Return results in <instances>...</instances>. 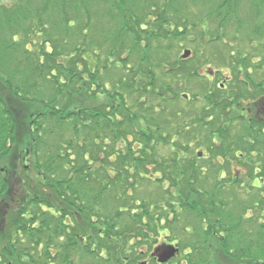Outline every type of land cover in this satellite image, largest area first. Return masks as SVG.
<instances>
[{"label": "trees", "instance_id": "obj_1", "mask_svg": "<svg viewBox=\"0 0 264 264\" xmlns=\"http://www.w3.org/2000/svg\"><path fill=\"white\" fill-rule=\"evenodd\" d=\"M188 1L190 7L194 6L192 0H0V199L3 198V203L13 208H42L41 232L49 233V224L58 222L51 216L50 209L56 211L65 205L74 206L75 203L70 202L76 197L87 198L88 221L102 223L103 228L100 229L105 235L100 239L98 234L102 231L97 228L90 231L94 235H90L89 239V264L111 262L105 258L96 261L102 250L116 264L120 263L116 258L123 253V248L119 246L120 238L113 239L117 237L115 224L126 210H117L114 215L106 214L101 219L100 197L112 191L115 199L124 201L128 177L139 174L138 179L146 178L144 182L149 185L154 182L160 185L164 181L174 183L175 186L170 183L164 190L170 195L164 197V205L171 213H179L174 206L201 208V199L200 203L186 206V196L180 193L182 188L176 186L177 183L184 186L178 177L184 179L187 175L193 182L199 174L194 165L191 171H178L177 168H182L185 160L196 157L189 142L200 138V134L205 141V154L208 153L209 161L214 159L221 176L220 160H226L227 164L228 158L238 163L244 161L253 173V182H262L261 186L252 184V189H264V99L255 104V109L244 108L241 101H253L255 95L250 93L251 89L264 95V82L256 86L248 82L250 86L245 87L243 92L245 98L241 94L232 95L235 93L232 91L224 92L220 85L215 92L205 91L203 100H197L198 96L191 99L185 97L187 102L200 105L191 114H183L184 119L189 121L187 125L181 120V111L171 109L164 117L165 108L154 104L155 99H159L158 103L164 99V103L170 104L166 101H170V94H173L171 84L158 78L160 74L157 76L155 71L162 69L166 71H163L164 76L168 77L175 70L166 69V66H147L148 69L142 71L140 66L136 69L128 66L133 56L137 58V63L148 61L153 42L183 35L179 29L174 30L170 19L183 13L181 10H186ZM213 1L206 2L209 13L205 19L224 16L227 7L230 15V1L223 0L217 9L211 11ZM224 20L219 23L223 24ZM258 27L253 31L256 40L264 38V26ZM251 38L250 41H253ZM39 40L40 43L37 42ZM37 47L38 51L32 50ZM24 54L27 55V66L35 77L34 83L27 87V84L17 82V78L27 73L26 70L8 73L6 69L9 63L17 64ZM117 63L120 65L116 66ZM112 69L116 71V81ZM62 78L65 82L61 81ZM160 82L164 84V95L157 91ZM46 85L50 87L48 101L43 98L46 96ZM134 94L139 96L135 98L138 113L131 112L132 108L125 99L129 96L132 101ZM99 95L105 100L101 104L97 99L101 97ZM143 95L154 99L143 102ZM177 96L174 95L175 103L179 100ZM158 108L161 112L157 115ZM20 112L27 119L26 125L23 118L18 117ZM150 112H155L156 116H150ZM116 115L124 120L116 123ZM192 115H196L197 119ZM48 119L58 128L69 122L68 131H72L75 138L67 141L63 140L62 134L58 135L57 145L52 146L54 153L43 155L44 160L41 161L39 134L44 133L42 121ZM126 123L128 127L125 129ZM198 123L199 128L196 126ZM128 137L133 138L131 143L127 141ZM107 139L111 141L110 145L119 143L121 146H110L104 142ZM86 141L90 142L89 148L85 145ZM63 144L67 147H62ZM69 148L74 150L73 155L77 159H69L70 152H63ZM100 153L104 155L102 159ZM197 154L205 156L204 152ZM86 155L89 160L84 159ZM17 160L28 161L29 170L26 173L16 171ZM89 161L98 165L92 167ZM167 163L169 172L164 170ZM148 166L153 168L154 174H159L156 180L141 174ZM57 174L59 177H56ZM93 182L97 187L93 186ZM137 182L130 185L132 190ZM12 183L16 185L15 196L6 194ZM96 189L97 194L93 193ZM197 195L202 198V193ZM251 203L247 210L252 213L241 216L236 222L227 221V229L225 219L220 216L201 228V232L211 238L218 237L216 253L226 259L225 264H264V198L259 193ZM212 204L210 209L214 207ZM154 206L155 209L158 207ZM43 207L47 210L44 211ZM146 207L149 208V205ZM20 215L12 210L9 212L8 223H12L8 224L9 229L24 221ZM15 216H18L16 223L13 221ZM243 224L244 229L241 228ZM219 229L224 233L217 232ZM41 240L46 242V248L52 241L50 234L41 235ZM192 247H189L191 251ZM206 248L203 245L205 251ZM206 253L207 258L203 255L199 260L202 263L187 260L186 264H204L213 255L209 247ZM45 254L48 255V252ZM190 255L187 257L190 258ZM48 263L47 259L41 260V264Z\"/></svg>", "mask_w": 264, "mask_h": 264}, {"label": "rangeland", "instance_id": "obj_2", "mask_svg": "<svg viewBox=\"0 0 264 264\" xmlns=\"http://www.w3.org/2000/svg\"><path fill=\"white\" fill-rule=\"evenodd\" d=\"M192 1L195 2L194 6L191 5L192 8L189 6L190 1H188L185 5V7L187 6L186 10L182 9L181 11H184L183 13H180L178 16H173L170 19L171 23L174 25V30L179 29L183 35H180L177 38L170 37L167 40L153 42L150 49L151 52L149 53L150 58L148 61L137 63L135 61L137 58H134L133 56L131 63L128 64V66L132 67L133 69H136L137 66H140L142 71L147 70V66H166V69L171 68L175 70L174 74L168 77L164 76V72L166 71L162 69H160V71L156 70L155 72H157V76L160 74L158 78L164 82L166 80L169 84H171L170 88L172 93L174 95L177 94V97H179L178 103H175L174 95L170 94V101H166L170 104L164 103V99L162 101L163 104L158 103L159 99H155L154 104L162 105L163 109L165 108L164 117L167 116L171 109L175 111H181V120L187 122V125L189 124V121L184 119L185 115L183 114H191L194 109L200 108V105L199 103L195 102H187V98L184 96H187L189 99L193 98L194 96H198L196 98L197 100H203V94L205 91L215 92L217 91L216 89H218L219 85L223 87L222 90L224 92L229 93L232 91L235 92L232 93V95H243V92H245L246 88L250 86L248 82L254 84V86H256L255 84L259 85L264 82V38L256 40V33L253 32L255 29L259 28V25L264 26V2L262 0H228L230 1V8H232L230 15H228L227 7L226 14H224V16L221 15L217 18L212 17L210 19H205V16H208L209 13V5L206 3L207 0ZM222 1L223 0L213 1L211 4L214 7L211 9V11L217 9ZM235 7L236 9H234ZM224 18V23H219L220 20L222 21ZM250 38L253 39V41H250ZM37 42L40 43L41 41L39 40ZM32 50L38 51V47ZM185 51H189L190 53L188 57L183 58ZM26 56L27 55L24 54V57H20L19 61L17 62L18 66H16L17 64L15 62L9 63L6 67L8 73H15L17 70L21 71L22 69L26 70L27 73L24 72V75H21L20 78H17L18 83L23 82L24 85L27 84L25 87L34 83L35 80L34 74L30 72V66H27V62L25 60ZM118 65L120 64L117 63L116 66ZM111 72L115 75L114 81H116V71H113L112 69ZM192 74L196 75V77H194ZM61 81L65 82L63 78ZM45 87L47 88V91L45 92L46 96L43 98L44 101H48L47 94L50 87L47 85ZM108 88H110V86H108ZM157 91L164 95L163 82L159 83ZM250 93L254 94L255 98L253 101L241 99V101H243L242 106L244 108L251 107L252 109H255V104L261 99H264V95H259L252 89L250 90ZM99 96L101 97L97 99L101 104L105 100L102 95ZM143 96V102L149 100L152 101L154 99L151 98L150 95ZM138 97V94H134L132 101L129 99V96L125 98L129 107L132 108V113H138L137 103L135 102V98ZM243 98H245L244 95ZM167 99H169V97H167ZM160 109L161 108H158L156 112L157 115L160 114ZM21 112L18 116L19 118L23 115ZM156 113L150 112V116H156ZM192 117L197 119L196 115H192ZM22 118L23 124L26 125V117ZM115 118L116 123L124 120L119 115H116ZM42 123L44 127V133L39 134L42 144L40 147H38V151L42 152L40 158L41 161L44 160L43 155L54 153L52 151V146L57 145L56 142L58 135L62 134L63 140L67 141L75 138V134L70 130L68 131L67 126L69 122L61 125L60 128L56 127L55 123L49 119L42 121ZM196 126L199 128V123ZM124 127L125 129L128 127L127 123ZM198 137L200 138L189 142L192 150H194L193 153L196 152V157H194L192 160H185L182 162L181 167H183L177 168V170L183 172L191 171L194 169L191 168L194 165L195 171H198L199 174L196 176V180L193 182H190L191 180L187 175H184V179H180L178 177L177 179L182 181L184 186H180L178 183L176 186L182 188L180 189V193L183 195L185 194L186 196L184 199L186 206L191 204L194 205L199 201V199H201V208H193L192 206L189 208L174 206L173 208L179 213H171L169 207L164 205V197L167 198L169 195L164 190L170 186L171 182L164 181L160 185L157 184L158 182H154L153 185H149L144 182L146 178L139 177L138 179L139 174L128 177L126 183L128 188H126V192L124 193V197L126 196L124 199L125 202L123 200L119 201L115 199V194L112 193V191H107L100 197L102 200L100 208L103 210L101 219H103L106 214L108 215L113 213L112 215H114L117 210H126L122 216H119V220L115 224L117 225V237L116 239H113L117 240L120 238L118 241H120L121 244H116L119 245L120 248H123V253L120 255V258H130L133 254L138 255L137 252L139 250L145 253L148 251V249L151 250V247H148V249L145 248L146 240L147 242L150 240L147 235L149 230L147 229V233H145L140 229L141 227H148L147 224H141L142 222L148 223L149 226L155 225V223L156 225L163 223L164 232L165 228H167L170 232L169 238L167 240H178L179 243V255L175 259L171 260L168 264H186L187 260H193L195 262L202 263L199 260L203 257V255H205L204 257L207 258L206 251H208V247L210 254L212 253L213 255L210 256L208 261H203L204 264H225L226 259L221 256L220 253H216L219 244L218 237L212 235L214 237L211 238L206 233H202V226L207 227L210 223L209 221L215 220L217 216L225 219V226L227 221L230 223L236 222V220L241 216L252 213L250 210H247V207L252 206V198L256 195H259V193L262 198H264V189L263 187L261 188V191L254 188L252 189V184L261 186L262 182L259 184L258 182H253V173H251V171L246 167L247 165L244 161H242V164L238 163V161L235 159L228 158L227 160L229 161V164H227L225 162L226 160H220V162H222L221 169H223L221 170L223 172L221 176V174L218 173L219 167H217L213 161L214 159L209 161L210 159H208V153L205 154L204 149L206 145L204 138L201 136V134L198 135ZM132 140V137H128L127 141L131 143ZM104 142L108 143L109 145L111 143L109 139L105 140ZM85 145H87L89 148L90 142L86 141ZM110 146L118 148L121 145L116 143L111 144ZM136 146L138 145L136 144ZM62 147L66 148L67 145L63 144ZM72 150L73 149L70 150L69 148V150H63V152L69 151V159H77L73 155L74 150ZM200 152H204L205 156L201 157V154H197ZM100 156L101 159L104 157L102 153H100ZM84 159L89 160L88 155H86ZM156 160L159 161V158H156ZM89 163H91L92 167L98 165L93 161H89ZM7 165H9V161ZM167 165L168 163L164 165V170L169 172ZM177 170H175V172ZM93 171H95V168H93ZM141 174L150 179H154L157 175H159L154 174L153 168L151 166H148L147 169L142 170ZM56 177H59V174H57ZM97 179H99V177H97ZM156 179L157 178L154 180ZM101 181L102 180H98V182ZM135 181L138 182L135 185V189L132 190L130 185L132 183L134 185ZM171 185L175 186L174 183H171ZM10 186V190L16 191V185L14 183H12ZM93 186L97 187L94 182ZM258 191L260 192L257 193ZM97 192V189L93 191L95 194H97ZM171 192L173 193L172 190ZM199 192L202 193V198L197 195ZM128 194H131V196L129 197ZM212 198H214L213 201H210ZM138 200H140V202H138ZM0 202H2V198L0 199ZM212 202L214 204V207L213 204L212 207L215 213H213V209H210V204ZM136 203L140 204V206H136ZM153 204L157 205L158 207L155 209ZM160 204L163 205L160 206ZM202 204L206 205L203 206ZM117 205H119V207H116ZM148 205L149 208L146 207ZM144 208L147 209L144 210ZM259 208H261V206ZM148 209H152L153 211L149 213ZM132 211L136 212V215L132 214ZM164 213L166 214V217L164 216ZM210 213L214 215L212 216ZM169 221L173 222V224L169 223ZM244 226L245 225L243 224V227L241 228L244 229ZM227 228L228 227L225 226V229ZM240 229L238 230L239 232L242 230ZM207 230L208 229H206V231ZM220 230L221 229L217 230V232L223 234L224 232ZM151 235L155 236L154 233ZM164 235H166V232ZM217 235H219V233ZM130 242H133L134 244H132L134 246H130ZM203 245L207 246L206 251L203 249ZM188 246H193V252ZM190 253L192 256L190 255V258H188ZM103 257L105 260L111 261L109 264H116V262H114V260L112 261V258L108 257L106 253L103 255ZM97 259L99 258L96 257V261ZM93 261H95V259H93ZM98 264H102V262Z\"/></svg>", "mask_w": 264, "mask_h": 264}, {"label": "flooded vegetation", "instance_id": "obj_3", "mask_svg": "<svg viewBox=\"0 0 264 264\" xmlns=\"http://www.w3.org/2000/svg\"><path fill=\"white\" fill-rule=\"evenodd\" d=\"M15 167L16 171L21 170L25 173L29 170V164L26 160H17ZM15 192L9 190L6 194L15 196ZM72 203L75 205L58 207L57 212L50 209L51 216L58 222L49 224L48 233L41 232L42 208L30 206L13 208L5 202L3 203L2 198V202H0V234L2 236H0V264H41L42 259H47L48 264H89V239L90 235H94L93 233L90 234V231L97 228L100 232L103 225L102 223H89L87 198L76 197L70 202V204ZM11 210L21 214L20 218L24 221H20L16 227H12L10 230L8 224L11 225L12 223H8V220ZM43 210L46 211L47 209L43 207ZM144 210L146 209L144 208ZM152 211V209H148L149 213ZM131 213L136 215L134 211ZM17 218L18 216L13 217L15 223ZM141 224L148 225V227L145 226L140 229L145 233H147V229L149 230L150 235L149 233L147 235L150 240L148 242L146 240L145 248L151 247V250L148 249L146 253L139 250L138 255L133 254L130 258H120L119 256L116 261L121 264H162L158 261L161 249L166 246L178 248V240H167L170 232L165 228L166 235H164L163 223L157 225L155 223L151 226L144 222ZM152 232L155 236L151 235ZM48 234H50L52 241H50V246L46 248V242L41 240V235ZM98 236L101 237L100 239L104 238V232L102 231ZM132 243L130 242V246H134ZM45 252H48V255ZM103 255L104 251L102 250L98 254V258L104 259Z\"/></svg>", "mask_w": 264, "mask_h": 264}, {"label": "water", "instance_id": "obj_4", "mask_svg": "<svg viewBox=\"0 0 264 264\" xmlns=\"http://www.w3.org/2000/svg\"><path fill=\"white\" fill-rule=\"evenodd\" d=\"M189 53H190L189 51H185L183 58L188 57ZM176 255H178V249L177 248H175L174 246H166V247L161 249V252H160L159 257H158V261L162 264L163 263L166 264L171 259L175 258Z\"/></svg>", "mask_w": 264, "mask_h": 264}]
</instances>
